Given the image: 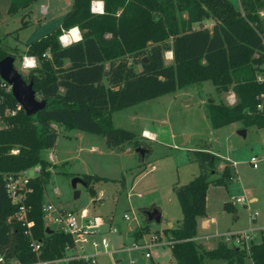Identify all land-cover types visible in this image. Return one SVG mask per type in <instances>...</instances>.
I'll list each match as a JSON object with an SVG mask.
<instances>
[{"label": "trees", "instance_id": "1", "mask_svg": "<svg viewBox=\"0 0 264 264\" xmlns=\"http://www.w3.org/2000/svg\"><path fill=\"white\" fill-rule=\"evenodd\" d=\"M32 1L9 0L8 10L17 11ZM92 1L96 0H72L59 25L28 42L21 54L35 57L36 66L22 75L32 81L42 107L28 114L17 106L11 88L0 87V254L6 260L22 264L53 260L72 244L69 233L51 227L46 231L42 210L51 167L56 166L42 151L56 143L55 123L101 134L108 145L128 141L142 147L134 131L113 124L112 111L209 79L218 92L231 89L236 96L233 104L208 97L213 127L235 121L244 127H264V81L257 79V73L264 71V25L259 13L264 0H239V8L230 0H97L102 11L92 10ZM206 19L211 20L210 26ZM74 27L80 37L62 44L59 35ZM165 50H171V62L165 61ZM7 54L11 53L0 44V59ZM144 149L149 151L151 146L146 144ZM193 153L201 170L187 182L173 184L182 216L176 226L164 227L176 264H205L206 259L219 258L245 264L246 256L252 264H264L262 233L248 249L221 239L206 248L194 239L198 217L206 214L208 184L226 185L233 172L225 163L219 175L209 178L218 155L200 148ZM36 164L40 170L28 179L30 190L23 202L32 236L40 243L38 251L31 248L26 226L15 215L18 203L6 189L9 174ZM81 177L90 194H95L93 183L108 180L98 174ZM224 207L235 205L226 200ZM147 230L145 223L134 235ZM66 264L92 263L71 258Z\"/></svg>", "mask_w": 264, "mask_h": 264}, {"label": "rangeland", "instance_id": "2", "mask_svg": "<svg viewBox=\"0 0 264 264\" xmlns=\"http://www.w3.org/2000/svg\"><path fill=\"white\" fill-rule=\"evenodd\" d=\"M230 1L236 8L240 7L239 0ZM71 5L72 0H34L10 12L9 0H0V44L14 55V65L22 74L29 70L22 65L24 55H21L27 43L59 25ZM259 13L264 15V8ZM204 23L210 26L211 20L206 19ZM164 58L166 62L172 61L171 50H165ZM134 66L141 68L137 63ZM209 96L227 104L236 101L231 89L218 92L209 79H203L112 111L114 125L134 131L143 148L146 144L151 146L140 157L132 142L108 145L101 134L55 123L58 129L55 150L42 151L48 160L50 152L56 154L55 161H51L56 166L51 167L43 203L51 201L57 208H69L78 214L86 209L85 220L101 217L91 227L88 238L99 240L104 235L109 240V249L115 251L99 254L97 264H176L164 227L168 226L167 222L169 226H176L181 219L173 184L187 182L200 172L193 153L199 148L218 155L215 171L210 172L209 178L219 175L224 163L232 167L235 178L226 185L208 184L206 214L198 218L196 233L215 236V233L247 229L251 230L254 240H260L264 227V127H244L241 121L213 127L206 106ZM262 97L264 102V93ZM144 129L155 136L144 137ZM251 156L256 157V167L249 161ZM228 161L234 163L230 165ZM83 173L98 174L108 180L93 183L95 194H90L81 182L75 186L71 183L74 176ZM231 196H243L244 200L235 203V208L227 209L224 202ZM152 208L161 212L160 221L146 219L145 211ZM55 213V210L45 213L46 225L53 226L51 217ZM108 218L109 222L104 220ZM145 223L148 230L135 237L134 231ZM153 234L159 237L160 243L151 247L152 257L144 255L145 249L119 250L147 240ZM215 237L203 239L204 247H214L219 239ZM92 250L87 246V251ZM244 261L252 264L248 256ZM206 264L229 263L219 258L207 260Z\"/></svg>", "mask_w": 264, "mask_h": 264}, {"label": "built area", "instance_id": "3", "mask_svg": "<svg viewBox=\"0 0 264 264\" xmlns=\"http://www.w3.org/2000/svg\"><path fill=\"white\" fill-rule=\"evenodd\" d=\"M65 30L59 35V40L61 41V36L65 34ZM69 32V29L67 30ZM33 61L36 64V60L34 56L31 55H24L22 65L24 67H29V62ZM257 79L264 81V74L259 71L257 73ZM7 85V87H6ZM5 89L11 88L10 85L0 77V87H4ZM263 105L262 102L257 104V107L261 108ZM18 107L20 104L18 103ZM14 109H11L10 112H13ZM1 125V122H0ZM143 136L146 138H153L152 134L146 133L143 130ZM254 167L257 166L256 157L251 156L249 160ZM33 170V174H29L28 171ZM40 170V165L36 164L26 169L19 171L16 174H9L6 179V189L11 197L13 202L18 203V209L15 213L16 217L22 220V224L26 226L24 232L30 237V245L34 251H38L40 249V243L32 236V232L29 228L31 225V221L27 219L26 211L27 207L24 204L23 200L25 198V194L30 188L27 186L28 179L33 176L34 174L38 173ZM243 196H231L230 202L235 204L237 202H243ZM42 210L44 214L48 211H56L55 215L51 217V221L54 224L56 229H61L67 233H69L72 237V244H67L65 247V254L60 259L62 261L67 262L71 258H81L84 260L89 261L92 264H97V256L99 254L104 253H111L115 250L109 249V240L106 236H101L99 240L96 239H89L88 234L91 232V227L96 225L101 221V217H92L90 219L85 220L86 209H82L80 213L74 212L69 208H57L52 202H48L46 204L42 203ZM125 218L128 219V215H125ZM80 219L83 221L80 222ZM105 221L109 222L110 220L104 219ZM261 233L264 235V227L261 228ZM215 236L219 239L232 244L237 245L239 247H244L248 249L250 241L253 239V235L251 230H243L238 232H231L225 231L221 233H215ZM159 237L156 234H153L149 239L141 241V242H134L132 246L122 248L119 250H130L133 248L145 249L144 255L146 257H152L153 253L151 252V247L156 246L160 243ZM168 243V241H167ZM87 246L92 247V251H87ZM99 247H101L99 249ZM51 260H37L32 262L33 264H49ZM0 264H22L14 259L6 260L0 254ZM29 264V263H26Z\"/></svg>", "mask_w": 264, "mask_h": 264}, {"label": "water", "instance_id": "4", "mask_svg": "<svg viewBox=\"0 0 264 264\" xmlns=\"http://www.w3.org/2000/svg\"><path fill=\"white\" fill-rule=\"evenodd\" d=\"M262 23L264 25V17ZM14 59L15 58L12 54H7L0 59V77L10 85L12 95L23 107L26 113H34L38 108L43 106V101L36 98L32 81H26L24 79L22 73L15 67ZM136 149L141 155L144 154L145 149L143 147H137ZM77 182H81L85 185V181L79 175L74 176L71 180L73 186H75ZM78 193L79 191L76 190L75 195ZM145 215L148 220H161V212L157 208L146 210ZM50 230V227L47 226L46 231Z\"/></svg>", "mask_w": 264, "mask_h": 264}, {"label": "crops", "instance_id": "5", "mask_svg": "<svg viewBox=\"0 0 264 264\" xmlns=\"http://www.w3.org/2000/svg\"><path fill=\"white\" fill-rule=\"evenodd\" d=\"M102 3V2H101ZM102 11V10H101ZM263 11V10H262ZM263 17H264V15H263ZM77 28V27H76ZM80 33V32H79ZM250 126V125H249ZM246 127H248V126H246ZM145 131H146V133H152V132H150V131H148V130H146V129H144ZM152 135H154L155 136V134L154 133H152ZM56 144V143H55ZM51 148H55V145L53 146V147H51ZM55 150V149H54ZM210 151V150H209ZM212 152V151H211ZM55 158H56V154L54 153V152H50L49 153V159H50V161H55ZM228 162H230V165H231V163H234V162H231V161H228ZM225 164V163H224ZM223 164V165H224ZM223 167V166H222ZM31 168V167H30ZM31 170V169H30ZM231 170H232V172H233V177H232V179H234L235 178V173H234V171H233V169H232V167H231ZM35 175V174H34ZM49 202H51V201H49ZM201 217V216H200ZM199 218V217H198ZM108 220H110V218H108ZM197 223H198V220H197ZM205 224L207 225V224H209V219L207 218L206 220H205ZM167 225L168 226H166V227H171V226H169L170 225V223L169 222H167ZM47 226H49V227H51V228H55V226H54V224H53V226H50V225H47ZM213 237H215L214 236V234H206V235H198L197 233H196V235L194 236V239L195 240H197V241H199V242H201L202 243V245L204 246V242H203V239H206V238H213ZM215 238H217L218 239V237H215ZM219 240V239H218ZM167 241H168V239H167ZM14 260H16V259H14ZM207 260H210V261H212V260H214V259H206L205 260V264H206V261ZM17 261V260H16ZM176 261V260H175ZM29 264H33V263H29ZM49 264H66V262L65 261H62V260H60V259H53V260H51L50 261V263Z\"/></svg>", "mask_w": 264, "mask_h": 264}, {"label": "bare ground", "instance_id": "6", "mask_svg": "<svg viewBox=\"0 0 264 264\" xmlns=\"http://www.w3.org/2000/svg\"><path fill=\"white\" fill-rule=\"evenodd\" d=\"M93 10L94 11H101L102 10V3L101 1H95L94 4H93ZM80 37V33H79V30L78 28L74 27V28H71L69 30V32H65V34H63L61 36V41L64 43V44H67L69 43L70 41L72 40H75V39H78ZM31 61V60H30ZM233 99V95H231V100ZM150 134V133H148ZM152 134V133H151Z\"/></svg>", "mask_w": 264, "mask_h": 264}, {"label": "clouds", "instance_id": "7", "mask_svg": "<svg viewBox=\"0 0 264 264\" xmlns=\"http://www.w3.org/2000/svg\"><path fill=\"white\" fill-rule=\"evenodd\" d=\"M29 66H30V67H35L36 65H35V63H34L33 61H30V62H29Z\"/></svg>", "mask_w": 264, "mask_h": 264}]
</instances>
